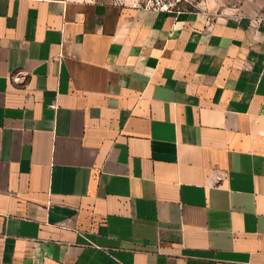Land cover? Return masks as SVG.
I'll list each match as a JSON object with an SVG mask.
<instances>
[{
    "label": "crops",
    "instance_id": "crops-1",
    "mask_svg": "<svg viewBox=\"0 0 264 264\" xmlns=\"http://www.w3.org/2000/svg\"><path fill=\"white\" fill-rule=\"evenodd\" d=\"M0 264H264V21L0 0Z\"/></svg>",
    "mask_w": 264,
    "mask_h": 264
},
{
    "label": "rangeland",
    "instance_id": "rangeland-1",
    "mask_svg": "<svg viewBox=\"0 0 264 264\" xmlns=\"http://www.w3.org/2000/svg\"><path fill=\"white\" fill-rule=\"evenodd\" d=\"M102 2L135 3L144 0H101ZM174 10H206L214 14L246 13L264 21V0H173Z\"/></svg>",
    "mask_w": 264,
    "mask_h": 264
},
{
    "label": "built area",
    "instance_id": "built-area-1",
    "mask_svg": "<svg viewBox=\"0 0 264 264\" xmlns=\"http://www.w3.org/2000/svg\"><path fill=\"white\" fill-rule=\"evenodd\" d=\"M135 6H144L148 9L171 12L174 10L173 0H144L134 3Z\"/></svg>",
    "mask_w": 264,
    "mask_h": 264
}]
</instances>
